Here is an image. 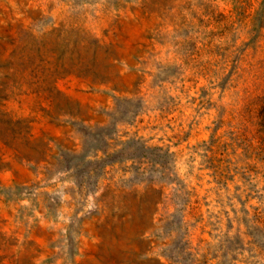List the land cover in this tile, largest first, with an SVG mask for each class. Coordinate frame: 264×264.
Instances as JSON below:
<instances>
[{"label": "rangeland", "instance_id": "374dc122", "mask_svg": "<svg viewBox=\"0 0 264 264\" xmlns=\"http://www.w3.org/2000/svg\"><path fill=\"white\" fill-rule=\"evenodd\" d=\"M264 0H0V264H264Z\"/></svg>", "mask_w": 264, "mask_h": 264}, {"label": "trees", "instance_id": "16d2710c", "mask_svg": "<svg viewBox=\"0 0 264 264\" xmlns=\"http://www.w3.org/2000/svg\"><path fill=\"white\" fill-rule=\"evenodd\" d=\"M261 114H262V116L264 115V106H263V108H262V113H261Z\"/></svg>", "mask_w": 264, "mask_h": 264}]
</instances>
